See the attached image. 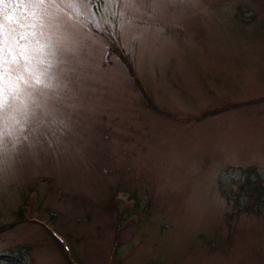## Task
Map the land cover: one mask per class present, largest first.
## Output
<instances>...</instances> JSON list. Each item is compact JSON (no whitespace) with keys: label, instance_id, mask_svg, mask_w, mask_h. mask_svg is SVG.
Instances as JSON below:
<instances>
[{"label":"rangeland","instance_id":"rangeland-1","mask_svg":"<svg viewBox=\"0 0 264 264\" xmlns=\"http://www.w3.org/2000/svg\"><path fill=\"white\" fill-rule=\"evenodd\" d=\"M0 89V264H66L24 198L78 264H264V0H4ZM33 101L57 137L21 129Z\"/></svg>","mask_w":264,"mask_h":264},{"label":"snow or ice","instance_id":"snow-or-ice-1","mask_svg":"<svg viewBox=\"0 0 264 264\" xmlns=\"http://www.w3.org/2000/svg\"><path fill=\"white\" fill-rule=\"evenodd\" d=\"M4 0H0V3H3ZM37 3L43 4L44 0H37ZM49 59L46 61L44 59L41 60V63H47L48 68L44 71L39 72V74L32 76V83H29L27 79L23 76L18 77V79L22 80L29 89H32V92L29 95L37 94L40 97L44 96L43 89L52 87L51 80L54 79V75H49L48 69H50L55 63H63V61L59 60L57 53H49ZM58 86V85H57ZM3 95V90L0 89V96ZM16 97L13 96V104L8 105L9 112H15V101ZM34 107L31 109H25L23 112L25 123H20V127L23 130L25 127L29 129V135H36L44 138H55L58 136L61 129L57 127L58 124H63V121H57L55 113L58 111L55 104L49 106L46 101L41 103H36L33 101ZM5 109V102L3 99H0V123L3 122ZM39 110V111H37ZM66 127V126H65ZM29 137L26 135L24 137L27 140Z\"/></svg>","mask_w":264,"mask_h":264},{"label":"trees","instance_id":"trees-1","mask_svg":"<svg viewBox=\"0 0 264 264\" xmlns=\"http://www.w3.org/2000/svg\"><path fill=\"white\" fill-rule=\"evenodd\" d=\"M122 58V57H121ZM123 59V58H122ZM126 62V61H125ZM148 104H149V106H151V107H153L154 108V103H151V101L149 100L148 101ZM260 180H258V182H259ZM261 182V181H260ZM259 184V183H258ZM256 188V190H259V192L261 193L262 192V189H261V187H260V185H258L257 187H255ZM21 206V205H20ZM19 206V208L15 211V214H16V216H18V218H21L23 221H25V215H23V209L21 208ZM114 210V207H113V201H112V199H111V197H110V199L108 200V202L107 203H105L104 204V206H103V211H105L106 213H109V214H112L113 212H115V211H113ZM16 221L14 220L13 221V223H15ZM13 223H9V224H13ZM8 224V225H9ZM63 258L65 259V261H66V258H65V256H63ZM66 264H68L67 263V261H66Z\"/></svg>","mask_w":264,"mask_h":264}]
</instances>
